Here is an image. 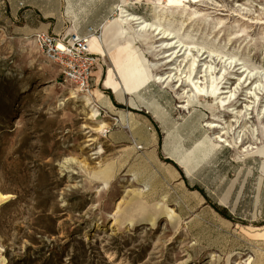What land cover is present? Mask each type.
<instances>
[{
    "label": "rangeland",
    "instance_id": "obj_1",
    "mask_svg": "<svg viewBox=\"0 0 264 264\" xmlns=\"http://www.w3.org/2000/svg\"><path fill=\"white\" fill-rule=\"evenodd\" d=\"M158 1L162 25L215 52L201 63L225 69L240 127L231 110L214 118L221 108L208 96L184 107L171 85L126 89L107 51L89 92H77L33 40L69 29L101 36L119 7L152 21L150 2L0 0V264H264V242L251 236L264 218V155L216 144L205 126L243 130V147L264 142L251 136L264 125V0ZM154 39L137 44L161 74ZM109 69L121 94L104 84Z\"/></svg>",
    "mask_w": 264,
    "mask_h": 264
},
{
    "label": "bare ground",
    "instance_id": "obj_2",
    "mask_svg": "<svg viewBox=\"0 0 264 264\" xmlns=\"http://www.w3.org/2000/svg\"><path fill=\"white\" fill-rule=\"evenodd\" d=\"M146 1L150 2L153 7L152 21H146L142 16L128 12L124 7H119L115 18L111 22H107L102 25L100 31L101 36L91 35V47H93L96 53L102 56H105L106 51L110 54L118 66L116 71L124 83L126 89L139 88L149 81H155L164 86L171 85L180 93L182 97L185 98L186 104L183 105L184 107L197 101L200 97L208 96L213 98L221 108L216 114H213L214 118L219 119L220 113L222 111H232L231 114L234 115L233 122L235 125L237 124V127H240L239 118H241V113L243 111L234 110V108L230 107L231 105L229 103L234 99L235 96V87L232 88L231 84L226 81L227 79L224 77L225 69H223V72L220 75H217L218 72H213V65L206 62L201 63L202 60L200 57H202L205 52L208 53L205 58H211L215 52L207 49L204 46L198 47L197 45L186 42L176 30H173L169 26L162 25L160 22V14L157 8L160 5L159 1ZM177 3L178 0H167V5L169 7L174 6ZM71 30L74 29H69V31ZM145 34H150L153 38H155V46L158 48V50H161V63L168 65L166 67L168 70L161 74H158L154 71V64L149 61L143 49L137 44V35ZM181 51L182 53L179 54ZM123 55L125 57L124 62L118 64L116 58L121 59ZM178 55L185 56L179 61V64L173 66L171 61L173 59L175 60ZM200 63L203 65L202 71L199 70ZM185 66L186 70L184 69ZM241 68V73L244 71H248V74L250 73L248 67H245L244 64L241 66ZM174 69L175 71H173ZM114 75L115 74L113 73V70L109 69L104 84L106 86L112 87L115 93L121 94L123 91L116 83ZM242 78L243 77H238V80H241ZM93 92L95 97L102 95L101 92L96 89H94ZM248 94H253L254 97L257 96L250 89L248 90ZM72 97H74V95L70 96V98ZM83 98L85 100V105L91 106V116L94 117L98 115V109L96 106L92 105L90 96L85 95ZM248 98H251V96H248ZM252 108L255 109V106L245 104V111ZM262 113H264L263 108ZM258 123L260 122L258 121ZM102 125L103 124H101V126ZM205 126L208 129L217 132L211 136V139L216 144L226 143L234 150L242 147L240 151L245 154L255 153L258 151L264 155V142H260L261 146L259 147H253L250 143L245 147L239 145L243 140L242 136L244 135V131H241V135L237 133L236 136H234L235 133L232 131H234L235 128L231 129L232 124H229V130L225 131H222L223 128L221 125L213 120L207 121ZM262 128V134L260 137L255 134L257 132V128H252L251 136L255 141H260L264 138V125ZM182 161L183 158L181 159V162ZM108 170L111 169H109V167H103L99 168L96 173L97 177L102 180L104 186H107L109 182ZM0 196L6 197L5 194H0ZM246 264L250 263L247 262Z\"/></svg>",
    "mask_w": 264,
    "mask_h": 264
},
{
    "label": "built area",
    "instance_id": "obj_3",
    "mask_svg": "<svg viewBox=\"0 0 264 264\" xmlns=\"http://www.w3.org/2000/svg\"><path fill=\"white\" fill-rule=\"evenodd\" d=\"M91 35H97L93 28H89L86 34L76 30L63 34L46 31L33 34L44 58L56 66L58 78L72 85L77 92H89L93 70L102 58L90 45Z\"/></svg>",
    "mask_w": 264,
    "mask_h": 264
},
{
    "label": "crops",
    "instance_id": "obj_4",
    "mask_svg": "<svg viewBox=\"0 0 264 264\" xmlns=\"http://www.w3.org/2000/svg\"><path fill=\"white\" fill-rule=\"evenodd\" d=\"M92 49H93V47H92ZM93 51L95 52V50L93 49ZM99 64V63H98ZM94 74V70H93V73H92V75ZM98 81V79H96V81L95 82H97ZM251 236H252V238H253V240H261V241H263L264 242V218H263V221H262V223L260 224V227H259V230H257V231H252L251 232ZM262 245H264V244H262Z\"/></svg>",
    "mask_w": 264,
    "mask_h": 264
},
{
    "label": "trees",
    "instance_id": "obj_5",
    "mask_svg": "<svg viewBox=\"0 0 264 264\" xmlns=\"http://www.w3.org/2000/svg\"><path fill=\"white\" fill-rule=\"evenodd\" d=\"M227 218H230V217H227Z\"/></svg>",
    "mask_w": 264,
    "mask_h": 264
}]
</instances>
